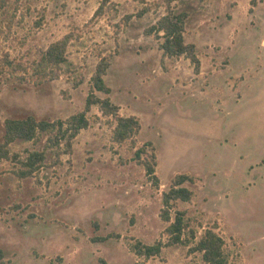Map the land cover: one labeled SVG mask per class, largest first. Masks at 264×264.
Returning a JSON list of instances; mask_svg holds the SVG:
<instances>
[{"label":"rangeland","instance_id":"374dc122","mask_svg":"<svg viewBox=\"0 0 264 264\" xmlns=\"http://www.w3.org/2000/svg\"><path fill=\"white\" fill-rule=\"evenodd\" d=\"M101 3L0 0V61L13 63L0 77L1 143L8 119L55 122L82 112L103 57L111 93L98 95L142 126L135 143H117L115 121L95 106L71 152L47 134L13 143L11 158L0 159V264H136L130 246L162 238L163 193L178 174L196 179L186 184L193 200L178 210L197 237L217 226L231 264H264V0L172 2L186 15L199 74L146 35L167 0H112L97 14ZM67 35L70 65L58 80L40 81L34 64ZM142 148L155 151L159 189L135 159ZM34 151L45 153L43 166L22 178ZM149 264L205 263L173 246Z\"/></svg>","mask_w":264,"mask_h":264},{"label":"trees","instance_id":"16d2710c","mask_svg":"<svg viewBox=\"0 0 264 264\" xmlns=\"http://www.w3.org/2000/svg\"><path fill=\"white\" fill-rule=\"evenodd\" d=\"M174 1L176 0H167L166 14L146 31V35H155L161 41L160 48L165 56L170 58L186 57L192 64L194 72L199 74L201 60L197 47L195 44L186 43V15L172 7L171 4ZM111 2L112 0H102L97 14ZM255 3L254 1L253 4ZM144 12H141V14ZM72 40V36L67 35L52 43L40 60L34 64L33 75L40 81L58 80L64 66L70 65L68 47ZM12 66L13 63L9 59L0 61V77ZM110 66L111 61L109 58L103 57L100 59L91 79V90L86 100L85 109L72 115L67 120L50 122L37 120L34 116H29L26 119L6 120L4 140L2 143L0 142V159L11 158L10 146L16 141H38L44 134L53 135L49 140L55 146L60 147L63 145L68 152H71L73 140L82 130L89 128L88 113L95 106L99 108L103 116L110 117L115 121L116 126L113 133L115 142L131 141L135 143L136 137L142 128L140 120L135 116H122L120 107L114 104L110 97L102 98L98 95L99 93L104 95L111 93V89L105 81ZM147 147H152V144L147 143ZM152 151L149 157L146 148L138 149L135 159L145 168L149 182L159 189L160 179L157 175V157L154 149ZM144 154L147 155L146 158L143 157ZM44 160V152L34 151L29 153L25 161H22L25 169L20 171V177L32 176L43 166ZM195 182V177L187 174H178L172 180L169 190L163 193V207L160 212V218L167 223V227L162 238L154 244H145L141 240H135L131 244V251L139 259L136 264H149L151 259L161 256L164 248L173 246L189 247L191 253L202 255L205 264H231V253L226 249L225 239L216 232L217 226L206 229L202 236L198 238L195 230L191 228L186 212L178 210L179 202L190 203L193 200L195 193L186 184H195ZM109 237L99 238L96 242L107 241ZM164 237L166 241L163 240Z\"/></svg>","mask_w":264,"mask_h":264}]
</instances>
